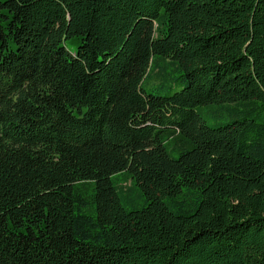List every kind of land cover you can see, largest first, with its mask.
<instances>
[{
    "label": "trees",
    "instance_id": "obj_1",
    "mask_svg": "<svg viewBox=\"0 0 264 264\" xmlns=\"http://www.w3.org/2000/svg\"><path fill=\"white\" fill-rule=\"evenodd\" d=\"M0 264H264V0H0Z\"/></svg>",
    "mask_w": 264,
    "mask_h": 264
},
{
    "label": "rangeland",
    "instance_id": "obj_2",
    "mask_svg": "<svg viewBox=\"0 0 264 264\" xmlns=\"http://www.w3.org/2000/svg\"><path fill=\"white\" fill-rule=\"evenodd\" d=\"M149 89H150V90H151V89L153 90V88H151V87H149ZM159 92H161V91L159 90ZM166 92H167V91H166ZM166 92H163V93H166ZM211 107H215V108H205V111L209 114V115H205V118H206V120H207L211 125H214V124H216V123L214 122V120H213L211 114H214L215 112H218L220 109L218 110V109L216 108V107H218V106H211ZM227 120H228V119H226V118H224V117H221V118H219L218 123H219L220 125H222V124L226 123ZM119 178H120V180H121V183L126 184L127 186H129V185L131 184V181L128 180V177H127V176H125V175H120Z\"/></svg>",
    "mask_w": 264,
    "mask_h": 264
}]
</instances>
